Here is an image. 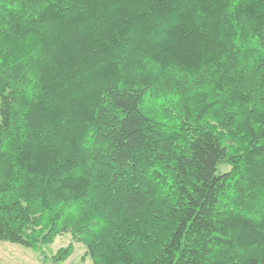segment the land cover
I'll return each mask as SVG.
<instances>
[{
  "label": "trees",
  "instance_id": "trees-1",
  "mask_svg": "<svg viewBox=\"0 0 264 264\" xmlns=\"http://www.w3.org/2000/svg\"><path fill=\"white\" fill-rule=\"evenodd\" d=\"M64 234L264 264V0H0V242Z\"/></svg>",
  "mask_w": 264,
  "mask_h": 264
},
{
  "label": "rangeland",
  "instance_id": "rangeland-1",
  "mask_svg": "<svg viewBox=\"0 0 264 264\" xmlns=\"http://www.w3.org/2000/svg\"><path fill=\"white\" fill-rule=\"evenodd\" d=\"M227 169L222 167V170ZM69 244L74 245V253L63 264H93L87 257L83 260L86 253V247L74 242L71 234H64L59 236L52 245L44 247L46 254L51 257L57 253L62 247H67ZM0 264H44L38 253L32 250L25 249L19 245L9 242H0ZM52 264V263H47Z\"/></svg>",
  "mask_w": 264,
  "mask_h": 264
}]
</instances>
